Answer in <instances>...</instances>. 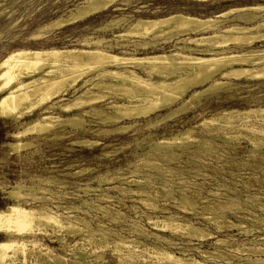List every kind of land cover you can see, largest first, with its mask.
<instances>
[{"label": "rangeland", "instance_id": "obj_1", "mask_svg": "<svg viewBox=\"0 0 264 264\" xmlns=\"http://www.w3.org/2000/svg\"><path fill=\"white\" fill-rule=\"evenodd\" d=\"M83 1L0 0V61L9 52L21 48L87 49L81 46L82 43L97 38L108 40L112 45L108 50L119 54L124 50L123 45L142 41L117 36L123 33L122 27L126 23L121 19L126 16H131L127 20H133L137 16L164 17L175 12L201 17L229 12L223 18L224 26L237 23L234 18L240 14H254L259 17L256 20L264 18L262 9L237 11L243 7L264 6V0H206L202 3L138 0L131 1L128 6H118L123 9L120 11L93 15L62 27H50L46 41L32 37L44 25L69 15ZM102 27L105 30H99ZM188 37L192 34L175 36L168 40L169 43L158 39L146 52L174 50V38ZM227 48L248 50L233 43L225 50ZM253 48L264 49V40L255 43ZM136 53L140 55L143 51ZM233 77L215 76L214 80H218L220 86L212 91L204 93L206 87L196 88L154 114L117 123L102 122V116L84 114L82 110L69 114L61 112L59 103L76 97L72 91L59 96V100L54 99L52 103L57 104L46 113L45 106H40L19 120L0 119V210L18 203L26 209L43 208L62 217L82 218L85 225L79 227L91 234L92 243L83 242L88 264H159L158 260L149 258L145 248H157L182 259L193 258L207 264H254L253 260L264 259V255L253 252L264 249V144L254 143L259 135L248 136L241 127L248 124L264 131V119L238 118L250 109H264V77L258 80ZM195 92L201 93L191 98ZM123 95L112 93L95 106L121 101ZM84 110L89 111L88 108ZM46 114L57 117L48 131H28L19 137L12 136ZM73 116L78 119L75 123L62 122ZM232 117L233 122H230ZM226 119H231L228 120L230 124ZM177 137L188 138L186 143H180L182 145L175 143L168 147L163 143ZM9 144L28 146L13 152ZM16 186H20L26 195L12 200L7 193ZM185 200H188L187 204L183 203ZM90 203L92 209L86 208L85 205ZM169 216L179 224H193L208 231L213 239L201 241L172 234L169 230L158 231L147 221ZM41 228V232L19 235L17 240H32L37 243L36 248L53 249L67 261L50 260L37 254L24 264H73L68 246L73 249L80 237L53 233L48 226ZM4 239L0 233V241ZM59 239H65L63 244ZM118 239L138 244L131 249L123 248ZM217 240L225 242L216 243ZM26 246L31 248L29 243ZM203 253L214 257L205 258ZM216 254L223 258L215 257Z\"/></svg>", "mask_w": 264, "mask_h": 264}, {"label": "bare ground", "instance_id": "obj_2", "mask_svg": "<svg viewBox=\"0 0 264 264\" xmlns=\"http://www.w3.org/2000/svg\"><path fill=\"white\" fill-rule=\"evenodd\" d=\"M131 1L138 0H84L81 6L69 15L44 25L41 31L32 37L46 41V35L49 33L48 28L51 29L50 27H62L85 20L93 15L120 11L123 9L118 8V6H128ZM204 1L206 0H194L196 3ZM248 9L259 11V9L264 10V6L243 7L237 9V11L244 12ZM135 12L140 13L138 11ZM152 13L155 14L156 12ZM228 13L225 12L219 16L201 17L187 12H175L164 17L137 16L133 20H127L126 18H131V16H126L121 19L126 23L122 27L123 33L117 36L120 38L130 36L140 38L142 41L137 43L133 41L123 45L122 48L124 50L119 54L109 51L112 49V45L108 44V40L99 38L93 41H84L81 46L87 47V49H47L41 47L13 50L0 61V119L5 121L9 119L19 120L24 116L30 115L35 108L40 106H45L44 112L46 113L57 104L52 103L54 99L59 100V96L66 95L69 91H72L76 94V97L66 103H59L58 108L61 112L69 114L75 110H82L84 114L102 116V122L117 123L124 119L141 118L154 114L181 100L187 93L192 92L196 88L206 87L204 93L208 90L212 91L213 88L220 86V82L214 80L215 76H220L221 78L229 76L237 78L247 77L251 80L263 78L264 49L253 48V45L264 40V18L256 20L259 17L254 14H240L234 18L237 23L224 26L223 18ZM99 30H105V28L102 27ZM189 34H192V37L185 39L174 38L176 40L173 44L174 47L176 46L174 50L165 53L146 52L150 47H154L153 41L158 39L168 41L175 36L181 35L183 37ZM229 43L245 46L248 50L232 51L227 48V51L225 47ZM161 45L163 44L159 46ZM131 46L134 49H130ZM137 50H142L143 53L137 55ZM118 92L124 94L121 101H109L103 106H95L100 102H104L108 95ZM200 93H193L191 98ZM85 108H88L89 111H85ZM239 115V119L245 120L253 117L263 120L264 109L253 108ZM233 117L232 121H230L231 119H226L227 122H233ZM56 119L57 117L46 114L23 132L14 133L12 136L16 137L28 131H48L53 127V122ZM75 121H78V119L73 116L67 117L62 122L75 123ZM225 121L223 123H227ZM82 123L84 122L82 121ZM203 124L210 125L209 122ZM217 126L219 125L217 124ZM241 127L247 132L248 136L259 135V138L255 139L254 143L264 144L263 130L248 124H242ZM187 138L181 137V139H178L177 137L163 143L169 147L171 144H180ZM187 142L189 141L187 140ZM82 143L84 144L83 141ZM9 146L13 148L14 152V150L28 145L9 144ZM102 182L100 185H102ZM97 185L99 184L97 183ZM22 190L20 186L13 187L7 193L8 197L12 200L22 198L26 195L22 193ZM187 201L185 200L183 203L187 204ZM91 204L85 205L86 208L90 207L92 209ZM46 210L43 208L26 209L18 203L8 205L0 210V233L5 236V239L0 241V264H17V262L24 264L27 259L35 258L37 254H43L50 260L67 261L54 253L53 249L48 247L36 248L37 243L32 240H17L19 235H32L36 232H41L43 230L42 226L50 227L49 229L53 233H61L72 237L79 236L80 239L74 244L73 249L68 246L71 258L74 259L72 263H89L86 261V244L84 245L83 242L89 244L91 242V234L84 231V228L79 227L80 224L85 225L84 220L76 216L62 217ZM100 210L105 209L100 208ZM147 221L158 231L169 230L172 234L177 233L199 240L213 239L208 231L195 227L193 224H179L171 216L155 221L149 218ZM248 232L244 231L245 234H248ZM64 240H60L61 244H63ZM224 242V240L216 241V243ZM28 243L31 244V248H26ZM118 244L123 248L131 249L130 247L138 243L120 239ZM74 249L78 252L76 253ZM145 250L149 258L158 260L159 264H207L196 261L193 258L182 259L157 248H145ZM245 251L248 252L250 250L245 249ZM253 252L264 255V249L259 248ZM202 256L205 258L211 257L212 259L214 257L213 254L209 253H203ZM215 257L223 258V255L216 254ZM252 262L254 264H264V259L257 258Z\"/></svg>", "mask_w": 264, "mask_h": 264}]
</instances>
